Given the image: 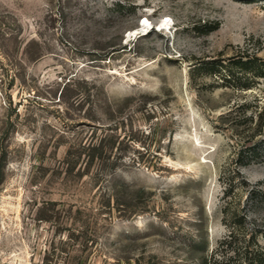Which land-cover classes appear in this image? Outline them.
Masks as SVG:
<instances>
[{"label": "rangeland", "instance_id": "1", "mask_svg": "<svg viewBox=\"0 0 264 264\" xmlns=\"http://www.w3.org/2000/svg\"><path fill=\"white\" fill-rule=\"evenodd\" d=\"M243 53L264 0H0V264H203L225 205L264 231Z\"/></svg>", "mask_w": 264, "mask_h": 264}, {"label": "trees", "instance_id": "2", "mask_svg": "<svg viewBox=\"0 0 264 264\" xmlns=\"http://www.w3.org/2000/svg\"><path fill=\"white\" fill-rule=\"evenodd\" d=\"M242 56L238 61L242 73L250 71L254 76L264 77V59L261 60L256 56L251 57L244 53ZM230 72L227 73V78H238ZM241 87L248 89L251 88V85L244 83ZM255 117L256 122L258 121L257 125L264 130V106H261ZM227 192L225 191L226 195H228ZM226 207L225 205L222 211L227 221L228 231L220 241L221 245L224 246V252L221 254L215 252L214 254L220 255V259L215 258L213 261H211V257L213 258L214 255H211L210 259L206 257L203 264H264V243L260 241V238L264 240V231L257 228H241L240 223L237 224V221L227 218Z\"/></svg>", "mask_w": 264, "mask_h": 264}, {"label": "bare ground", "instance_id": "3", "mask_svg": "<svg viewBox=\"0 0 264 264\" xmlns=\"http://www.w3.org/2000/svg\"><path fill=\"white\" fill-rule=\"evenodd\" d=\"M145 22H146V19H144L143 20V24H141V25H143L142 28H141V30H144L145 29V26H144L146 24ZM160 27H165V24H160ZM141 30H139V31H141Z\"/></svg>", "mask_w": 264, "mask_h": 264}]
</instances>
